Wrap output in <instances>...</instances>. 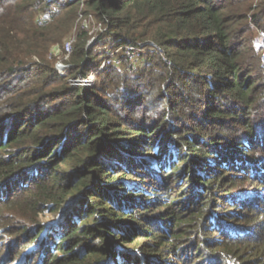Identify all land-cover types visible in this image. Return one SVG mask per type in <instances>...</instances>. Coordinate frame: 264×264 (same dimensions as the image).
<instances>
[{"label":"trees","instance_id":"16d2710c","mask_svg":"<svg viewBox=\"0 0 264 264\" xmlns=\"http://www.w3.org/2000/svg\"><path fill=\"white\" fill-rule=\"evenodd\" d=\"M253 2L0 0V264H167L190 223L202 240L191 255L213 243L205 264L264 252V235L247 239L264 234L247 225L264 218V67L250 40L264 0ZM89 18L101 26L91 45L78 27ZM68 39L61 75L50 51ZM128 44L146 50L135 71L99 69ZM92 70L94 85L69 84ZM46 211L58 223H42ZM150 226L179 232L160 250ZM213 230L224 239L205 240ZM137 232L151 234L124 247Z\"/></svg>","mask_w":264,"mask_h":264},{"label":"rangeland","instance_id":"374dc122","mask_svg":"<svg viewBox=\"0 0 264 264\" xmlns=\"http://www.w3.org/2000/svg\"><path fill=\"white\" fill-rule=\"evenodd\" d=\"M257 1H259V0H254L252 6L255 7ZM78 27H80V28L83 27V29L88 30V34L92 36L91 39H90L89 45H91L92 43H95V41L97 39V32H99L100 29H101L100 24H96L94 22L93 18H89V19H86V20L82 19L80 24L78 25ZM68 40H70V39H68ZM68 40H66V41H68ZM250 40H251V45L258 48L260 62L262 64V66L264 67V31L255 29L254 32H253V35L250 37ZM249 44H250V42H249ZM104 47H109V45L108 46H106V45L97 46L98 49H103ZM56 48L58 49L57 46H56ZM141 51L143 53L146 50L142 49L141 47H138V51H137L138 59L137 60H138L139 66H140V61L142 59ZM113 52H115V51L111 48L109 53H113ZM50 54H51V59L55 58L54 59V67H55V64H56L57 61H60V62L62 61V64H63L65 59H66L65 53H63L60 50H58V53L56 55H54V54L52 55L51 51H50ZM128 65H129V63L127 62V63H124L123 65L116 66V67H119L122 70H129L128 69ZM93 71H95V70L90 71L87 75H89ZM130 72H132V71H130ZM95 83H96V76L93 79V85ZM113 175L116 176L115 173H113ZM176 189L179 190L181 188L179 187V188H176ZM186 189L182 190V192L179 193L178 197H181L182 196L181 194L185 195ZM173 190H175V189H173ZM168 199L169 198H166L165 201H168ZM258 205L260 207H262L263 206V201H259ZM176 206H178L177 203H174V205H170V207H172V209H173V207H176ZM212 206L215 207L214 209H219L220 211H224V210L228 209L227 211H229V210H233V211H236V212L239 211V213L241 212V214H245V213H248L249 211H251V210H248V209L242 210L241 208L229 206L228 203H221L220 200H217L216 202H214L212 204ZM188 207H190V209H191L192 204L189 205ZM193 207L200 208V205L197 203ZM160 208H163V207H160ZM190 209L188 208V210H190ZM175 210H177V209H175ZM188 210L184 209L183 211H180V212H184L187 215L189 213ZM260 213L261 212H258V214L256 213V214L252 215L250 222L247 224V225H249V227H252L254 229V231L258 230V228H260L262 226V224L264 223V218H262V219L260 218ZM60 216H61L60 213H52V212L46 211V212L40 214L39 220H41V222L45 223L46 225H52V224L58 223V220L60 219ZM227 222L234 223V224L237 223L236 220L235 221L234 220H232V221H228L227 220ZM227 222H225L223 220V222H221L219 225H221L222 229H227V231H229V226L226 225ZM240 223H243V222H240ZM188 226H185V227H188L189 230H190V232L187 233V239H190V242H186V244L184 243L185 246H182V249L180 251H178L177 253L170 254L168 256V258H167L168 261H169L167 264H205V260H203L202 259L203 256H201L202 253H203V250L206 251L205 253H208V254H213L215 252L214 250H212L213 243L212 242L211 243L207 242L205 245L200 247V252L196 253L195 255H191V254H193L194 249L196 247H198L199 244H201L202 240H200L201 236L198 235V233L192 231V223H190ZM143 228H145V227H143ZM176 228H177V226H176ZM176 228L173 227V226L169 227V229L171 230V233H169L170 234L169 236H166V233H163L164 231H161L160 228H158L157 226H150V228L148 227L149 231L154 233V237L155 238H157V237L159 238V236H160V240H161L160 244H159V246H160L159 249L160 250L162 249V245L165 242L164 240L167 239L166 237H170L171 238L176 233L179 232V228H177V229ZM149 233H144L143 234V233L137 232V233L133 234L131 236L132 238H131L130 242H128V244L126 246H124V247H129L131 249L132 248H134V249L138 248L139 247V243L147 242L146 235H149ZM216 233L217 232H214V230H213L210 235H207L205 237V240L214 241V240L222 237L220 234H219V236H216V235H218ZM228 234H229V232H228ZM141 235H143V236H141ZM263 235L264 234H262L258 238L255 237V236L250 235V237L247 238L248 242L251 245L254 242H257L255 240H258V239L261 240ZM137 236H141V237H137ZM236 239H239V238H237V234L235 235V238L233 240H231V241L236 242ZM148 241L152 242V241H154V239L148 238ZM241 253H243L242 259L234 260V259H231V258H226V262H223V264H260V263L263 264L264 252L257 254V251L253 252L251 249H248V247H247V249H242ZM210 259H211V257L208 256V260H210ZM8 260H10V258ZM6 264H9V262L7 261ZM13 264H15V263H13ZM160 264H164V263H160ZM218 264H222V262H219Z\"/></svg>","mask_w":264,"mask_h":264},{"label":"built area","instance_id":"2783aa9c","mask_svg":"<svg viewBox=\"0 0 264 264\" xmlns=\"http://www.w3.org/2000/svg\"><path fill=\"white\" fill-rule=\"evenodd\" d=\"M72 42V39L68 40L64 44V51H65V56L67 57L70 51V44ZM58 50L55 47L52 48L51 52L52 55H56L58 53ZM121 50L123 59L118 55ZM115 52L109 53L105 58L101 60V63L99 65V69H103L107 66L114 65V66H120L122 65L123 61L126 60L129 63V70L130 71H135L137 67H139L138 63V47L132 44H128L123 47H118L117 49L114 50ZM51 56V54H50ZM141 62V61H140ZM55 69L57 70L58 73L61 75H64L65 70H66V64L63 63L62 61H57L55 64ZM96 75V71L91 72L89 75H82L79 74L78 76L74 78H69L68 82L69 84L73 86H83V87H89L93 85V79Z\"/></svg>","mask_w":264,"mask_h":264}]
</instances>
